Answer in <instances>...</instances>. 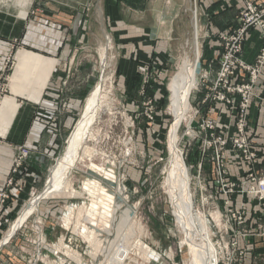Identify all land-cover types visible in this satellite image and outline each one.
Wrapping results in <instances>:
<instances>
[{
  "label": "rangeland",
  "instance_id": "1",
  "mask_svg": "<svg viewBox=\"0 0 264 264\" xmlns=\"http://www.w3.org/2000/svg\"><path fill=\"white\" fill-rule=\"evenodd\" d=\"M198 6V0H191L182 7V15L178 17V28L173 29L175 46L171 51V60L164 66L165 70L162 71L159 67L145 69L139 80L122 79L119 73L120 51L112 43L108 28H68L66 43L71 49V55L67 60L61 61L63 64L70 59L73 60L69 68L70 77L66 83L67 91L84 92L83 110L86 100L98 90V94L101 95L100 105L103 106L87 135L85 150H88L91 156L102 155L103 160L100 157L94 158L98 163L108 159L115 163L118 181L123 187L127 205L135 212L131 222L127 224L129 226L126 225L121 233L118 232L119 236L116 235L119 212L110 231L102 227L99 245L101 248L98 247L96 251L81 233L83 226H88L89 223L86 208L91 202V196L83 188V182L93 173L87 169L86 164L77 162L70 178L71 187L77 192L73 194L70 190L59 191L53 193L51 197L42 198L37 205L38 209L22 220L9 241L1 244L0 264H31L37 250L38 258L34 264H109L108 260L117 244L123 246L121 261L117 264H189L187 242L184 241L183 231L172 213L164 189L170 155L171 140L168 141V137L177 138L182 154L180 159L189 172L193 209L203 220V225L205 224L206 234L215 252L216 263L264 264V216L261 219L256 217L255 211L257 207L259 208L256 200L247 195L243 197V194L236 191L226 194L222 192L216 169L209 161L202 164L199 185L195 169L192 168L202 162L200 158L202 145L200 139L196 137L199 129L192 121V108L195 105V102H192L198 96L197 89L201 88V74L209 69L208 63L211 59L205 60L206 51L211 48L206 42L213 36L211 30L203 28V15L199 14ZM89 9V4L83 5V20L86 19ZM220 34L217 35L219 43ZM33 55L32 51L15 46L0 70V126L11 120L9 116L11 110L15 108L16 111L19 103L15 96L24 97L26 90L30 89L35 91L32 100L36 101L54 73L56 59V64L50 63L54 62V58L50 57L49 61V58L41 54L38 62L40 64L42 62L43 68L41 65L37 66L41 69L35 73H45L44 82L34 83L37 75L27 69L32 64ZM255 57L252 61L242 58L250 63ZM212 60L213 64L217 61L215 58ZM185 62L187 65L183 72L185 73L187 69L185 75L190 79L194 76L195 83L189 89L186 106L174 108L172 105L174 81L181 72V67L185 66ZM197 62L198 71L195 72ZM216 63L218 67V61ZM64 67L65 65L61 66ZM217 67L214 69L212 65L213 71H217ZM154 69L160 74L152 75ZM156 82L157 84L161 82L160 90L156 88ZM19 109L18 106L8 130L4 135H0L1 138L8 136L13 130L15 120L20 117ZM82 110L73 116L74 119L62 136L59 147L49 155L50 163L44 180L36 187L31 186L34 190H30L29 187L22 206L12 214L0 233V241L10 224L26 210L29 202L46 185L47 177L56 160L66 149L67 138L81 118ZM225 111V116H228V111ZM177 113H180L179 118H182L179 129L174 128ZM208 114L218 123H222L223 119L217 115ZM65 117L66 114L63 121ZM242 177L230 175L232 180L236 179L238 189ZM23 186L20 185L19 190H23ZM7 195L9 197L8 192ZM8 197L4 200L0 198V206ZM204 197L210 199L203 205L201 200ZM228 198L232 212L238 210L243 199H246L244 206L246 218L243 222H239L238 213L233 215L224 207V201ZM124 208L125 206L122 207ZM218 208L223 219L219 217ZM35 226L41 229L39 246L36 245L38 230Z\"/></svg>",
  "mask_w": 264,
  "mask_h": 264
},
{
  "label": "crops",
  "instance_id": "2",
  "mask_svg": "<svg viewBox=\"0 0 264 264\" xmlns=\"http://www.w3.org/2000/svg\"><path fill=\"white\" fill-rule=\"evenodd\" d=\"M198 2L203 28L211 30L213 35L206 42L211 48L206 51V59H216L219 52L217 35L235 25L244 0ZM186 3L187 0H0V70L15 46L34 53L32 64L27 68L37 75L34 83L44 82L45 73H35L41 69L37 66L42 67V62H38L42 55L49 61L50 57L54 58L50 63H55V59L57 62L38 100H32L35 91L30 89L26 90L24 97L15 96L20 117L15 120L10 134L0 137V192L9 193L0 207V233L12 214L22 206L29 187H36L44 180L49 155L59 147L73 116L82 110L84 92H68L66 86L73 60L61 63L71 55L66 43L68 28H108L112 43L120 51L122 79L139 80L145 69L159 67L165 70L175 46L173 29L178 28V17ZM85 4H89L90 9L86 14L88 18L83 20ZM261 43L258 30L251 29L243 43L241 56L252 61ZM216 62L212 64L214 69ZM62 65L65 67L61 68ZM158 83H155L156 88L160 90L161 82ZM254 91L257 95L264 94V78L259 80ZM214 108L218 113L213 112L214 109L208 112L224 119L225 106L219 104ZM16 111L15 108L11 110V120L0 126V135L6 133ZM249 126L257 132V149L264 150V104H260L257 98L251 101ZM20 145L30 150L26 159L27 171L14 175L16 181L9 187L5 183L11 177L12 158ZM230 171L238 177L242 175L235 166H231ZM20 185H24L23 190H19Z\"/></svg>",
  "mask_w": 264,
  "mask_h": 264
},
{
  "label": "built area",
  "instance_id": "3",
  "mask_svg": "<svg viewBox=\"0 0 264 264\" xmlns=\"http://www.w3.org/2000/svg\"><path fill=\"white\" fill-rule=\"evenodd\" d=\"M251 29L258 30L262 43L255 60L249 63L243 60L240 54ZM219 39L217 71L212 69L213 60H209V69L201 74V88L197 89L198 96L192 102H195L192 108V121L199 129L196 137L200 139L202 145L200 155L202 162L192 168L195 169L199 185L202 164L209 161L216 169L222 192L226 194L236 191L243 194V197L245 195L253 197L259 205L255 211L256 217L261 219L264 216V150H258L256 147L257 132L249 126V112L253 98L264 104V94L257 95L254 91L259 79L264 78V1H244L235 25L220 34ZM153 74L160 72L154 69ZM219 104L225 106L228 111V116H224L222 123H218L208 114L212 109L215 110L213 112L218 111L214 107ZM29 152L30 150L22 145L17 147L12 158L11 177L6 181V186L14 184L16 181L14 175H19L27 169L26 158ZM231 166L239 168L243 176L239 189L236 188L238 186L236 179L230 178ZM30 190L34 188L31 187ZM5 197H8L7 193L0 192V198L4 200ZM209 199L204 197L201 200L202 204L208 203ZM224 205L232 212L229 198L224 201ZM244 206L246 199H243L238 210L232 212L233 215L239 214V222H243L246 218ZM218 214L223 219L219 208ZM35 228L38 230L36 245L39 246L41 229L38 226ZM36 252L31 264H34L38 258V250Z\"/></svg>",
  "mask_w": 264,
  "mask_h": 264
},
{
  "label": "bare ground",
  "instance_id": "4",
  "mask_svg": "<svg viewBox=\"0 0 264 264\" xmlns=\"http://www.w3.org/2000/svg\"><path fill=\"white\" fill-rule=\"evenodd\" d=\"M190 1L191 0H187L186 4ZM255 1L263 2L264 0ZM184 64L185 66L183 65L181 67V72H179L178 77L174 81L172 98V105L174 108L186 106L189 89L195 83L194 76L190 79L185 75L188 72L187 69L185 73L183 72L187 65L186 62ZM198 64L199 62H197L195 72L198 71ZM7 97L9 96L7 95ZM100 103L101 95L98 94L97 90L86 100L81 118L73 128L71 135L67 138L66 149L56 160L50 171L51 173L47 177L46 185L41 192H39L40 194L37 193L36 197L29 202L26 210L10 224L0 241V246L9 241L8 239L14 234V231L21 224L22 220L37 208L42 198L51 197L53 193L59 191L70 190L73 194L77 192L71 187L70 183V178L73 170L76 169L77 162L86 164L87 169H90L93 173L83 182V188L91 196V202L88 208H86L87 216H89L87 222L89 223L88 226L82 223L84 226L81 233H83L82 236L89 240L90 244L94 246V249L97 251V249L101 248L99 247L101 244V228L104 227V230L107 229L110 231L114 227L118 212L120 219L117 223V229L115 228L117 230V233L115 232L116 235L119 236L118 232L121 233L122 229L131 220L135 211L127 205V198L124 195L123 187L118 181L117 166L114 162L109 161V159L98 163L94 158L100 157V155L91 156L88 150H85L87 135L90 133V128L98 119L99 110L103 107ZM179 117L180 113H177L174 123V128L177 129L180 128L179 126L182 120V118ZM169 140H171V142H169L170 155L167 175L164 180V189L169 198L172 213L175 215L176 221L183 231L184 241L187 242L188 254L190 256L189 264H217L213 246L210 244L206 234L205 224L203 225V220L199 218L193 209V197L189 189V172L185 163L180 159L182 154L178 146L177 138L168 137V141ZM101 157L100 159H102ZM123 206H125L124 209H122ZM68 217L69 215H67V218ZM85 220H87L86 217ZM129 224L131 225V223ZM77 225L78 224H76V226ZM76 229L78 228L76 227ZM102 242H104L103 239ZM139 246L141 248V245ZM122 248L123 246L121 244H117L116 247H114V251H112L113 254L109 260L107 259L109 264H117L121 261Z\"/></svg>",
  "mask_w": 264,
  "mask_h": 264
}]
</instances>
